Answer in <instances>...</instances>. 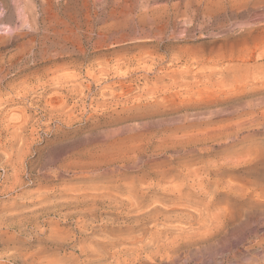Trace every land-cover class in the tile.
<instances>
[{"label":"rangeland","instance_id":"rangeland-1","mask_svg":"<svg viewBox=\"0 0 264 264\" xmlns=\"http://www.w3.org/2000/svg\"><path fill=\"white\" fill-rule=\"evenodd\" d=\"M263 83L264 0H0V264H261Z\"/></svg>","mask_w":264,"mask_h":264},{"label":"bare ground","instance_id":"bare-ground-1","mask_svg":"<svg viewBox=\"0 0 264 264\" xmlns=\"http://www.w3.org/2000/svg\"><path fill=\"white\" fill-rule=\"evenodd\" d=\"M54 28V27H53ZM74 46V45H73ZM82 51V50H81ZM28 60V59H27ZM262 83V82H261ZM264 84V83H263ZM60 85V84H59ZM256 85V84H255ZM260 86V85H259ZM71 87H73V86H71ZM86 87V86H85ZM251 87V86H250ZM245 88V87H244ZM256 88V87H255ZM238 89V88H237ZM243 89V88H242ZM90 90H91V88H90ZM240 90V89H239ZM258 90V89H257ZM246 92V91H245ZM82 95V94H81ZM87 96V95H86ZM82 97V96H81ZM61 101V100H60ZM59 101V102H60ZM63 104V103H62ZM76 105V104H75ZM21 107V106H20ZM25 108V107H24ZM83 108V107H82ZM57 114V113H56ZM32 115V114H31ZM70 115V114H69ZM71 116V115H70ZM41 120V119H40ZM167 120V119H166ZM50 125V124H49ZM172 125V124H171ZM165 127V126H164ZM145 129V128H144ZM168 131V130H167ZM100 132V131H99ZM117 133V132H116ZM103 134V133H102ZM184 134V133H183ZM120 136V135H119ZM89 137V136H88ZM102 139V138H101ZM109 139V138H108ZM105 144V143H104ZM143 156V155H142ZM137 158V157H136ZM171 158V157H170ZM122 159V158H121ZM121 159H119V160H121ZM141 159H139V161H140ZM116 161V160H115ZM113 162V161H112ZM95 163V162H94ZM139 163V162H138ZM92 164V163H91ZM125 164V163H124ZM88 166H89V163H88ZM137 166V165H136ZM60 168V167H59ZM90 170V169H89ZM50 171V170H49ZM52 171V170H51ZM121 172V171H120ZM101 173V172H100ZM110 173V172H109ZM161 173H162V171H161ZM185 174V173H184ZM168 176V175H167ZM119 177V176H118ZM142 177V176H141ZM170 177V176H169ZM123 179V178H122ZM209 179V178H208ZM118 180V179H117ZM148 181V180H147ZM169 181V180H168ZM145 182V181H144ZM157 182L158 183H160L159 182V180H157ZM154 183V182H153ZM91 184V183H90ZM159 185V184H158ZM182 185V184H181ZM209 185V184H208ZM148 186V185H147ZM167 186V185H166ZM174 186V185H173ZM151 187V186H150ZM149 187V188H150ZM182 187V186H181ZM149 188L147 189V191L149 190ZM179 188V187H178ZM177 188V189H178ZM108 189V188H107ZM110 189V188H109ZM166 189V188H165ZM169 189H171V188H169ZM167 190H168V188H167ZM93 191V190H92ZM97 191V190H96ZM180 191V190H179ZM103 192V191H102ZM105 192V191H104ZM111 192H114V191H111ZM132 192V191H131ZM173 192V191H172ZM142 193H143V191H142ZM146 193V192H145ZM84 194V193H83ZM88 194V193H87ZM104 194H106V192L104 193ZM115 195H116V193H114ZM118 194V193H117ZM135 193H133V195H134ZM138 194V193H137ZM82 195V194H81ZM91 193L88 195V197L90 198L91 197ZM171 195V194H170ZM178 195H180V194H178ZM98 196H100V197H105V195H98ZM169 196V195H168ZM175 196H176V194H175ZM181 196V195H180ZM71 197V196H70ZM86 198L85 200L86 201H88V199L89 198ZM106 197L108 198V200L109 199H112L113 197H110L109 195H106ZM105 197V198H106ZM116 197V196H115ZM118 197H119V194H118ZM135 197V196H134ZM137 197V196H136ZM135 197V198H136ZM178 197V196H177ZM76 198V197H75ZM74 198V199H75ZM79 198V197H78ZM94 199V198H97V193L96 194H93L92 195V197L90 198V199ZM127 198V197H126ZM166 198V197H165ZM43 199V198H42ZM69 199V198H68ZM73 199V198H72ZM71 199V200H72ZM99 199V198H98ZM117 201H118V204H119V206H122V199L120 198H115ZM129 199V198H128ZM168 199V198H167ZM181 199V198H180ZM185 199V198H184ZM77 200V199H76ZM101 200V199H100ZM183 200V199H182ZM45 201V199H43V201L41 202V200H39V202H41V204H40V206L38 207V209L36 210L37 211V214H40V215H42V216H45V215H49L50 214V212L53 210V206L56 204V201H53V203L52 202H49V203H46V202H44ZM94 201V200H93ZM112 201V200H111ZM129 201V200H128ZM163 201V200H162ZM188 201V200H187ZM38 202V203H39ZM61 202V201H60ZM84 202V201H83ZM188 202H190V200L188 201ZM93 203V202H92ZM94 203H96V201H94ZM187 203V202H186ZM190 203H192V201L190 202ZM36 204H37V202H36ZM189 204V203H188ZM95 205V204H94ZM157 205V204H156ZM93 206V205H92ZM148 207V205L147 204H142L141 203V201H139V197H138V200L136 199L135 200V204H134V209L135 210H139L141 213H140V215H138L136 218H135V221L137 222L138 220H141V219H143V218H145V217H148L150 220L152 219V221H155V220H157V217H159L158 216V212H161L162 210H163V208H162V206H160V209L162 208V210L161 211H159V207L158 206H152V208L151 209H149L148 211H146L145 213H143V211H145V209ZM167 207V206H166ZM186 207V206H185ZM188 207V206H187ZM93 208H95L94 206H93ZM91 209V208H90ZM131 209V208H130ZM148 209V208H147ZM184 210H185V208H184ZM207 210V209H206ZM30 211V210H29ZM40 211V212H39ZM95 211V210H94ZM186 211H188L189 212V210L187 209ZM191 211V210H190ZM202 211V210H201ZM39 212V213H38ZM192 212V211H191ZM163 213V212H162ZM193 214H195V213H193ZM261 214V213H260ZM159 215H160V213H159ZM177 215V214H176ZM186 215V214H185ZM184 215V216H185ZM190 216H192L191 214H189ZM220 215V214H219ZM21 216V215H20ZM102 216V215H101ZM187 216V215H186ZM196 216H198V215H196ZM200 216H201V214H200ZM203 216V215H202ZM201 216V217H202ZM81 217V216H80ZM97 217V216H96ZM193 217V216H192ZM147 218V219H148ZM197 218V217H196ZM189 219V218H188ZM190 219H191V217H190ZM195 219V218H194ZM256 219V218H255ZM186 220V219H185ZM202 220H204V219H202ZM212 220V219H211ZM188 221V220H187ZM198 221V220H197ZM200 221V220H199ZM151 222V221H150ZM204 222H205V220H204ZM189 223V222H188ZM194 223V222H193ZM198 223V222H197ZM200 223V222H199ZM198 223V224H199ZM155 224V223H154ZM157 224V223H156ZM212 224V223H211ZM94 225V224H93ZM192 225V224H191ZM200 225V224H199ZM201 226V225H200ZM3 227V226H2ZM166 227V226H165ZM52 228V233L50 234V236H49V239H48V243H51V244H53L55 247H53V249H48L47 248V246L46 245H44L43 247H41L40 249H39V251H37V252H34V253H32V255L30 256V258H27V259H25V264H61L63 261V258H61L60 257V259H59V233H58V229L54 226H52L51 227ZM161 228V227H160ZM167 228V227H166ZM5 231V230H4ZM257 231V230H256ZM41 232V231H40ZM186 232H188V231H186ZM208 232V231H207ZM43 233H44V230H43ZM61 233V232H60ZM87 233V232H86ZM179 233V232H178ZM258 233V232H257ZM256 233V234H257ZM130 234V233H129ZM260 234V233H259ZM181 236H182V234H180ZM264 235V234H263ZM128 237V236H127ZM179 237V236H178ZM256 237V236H255ZM129 238V237H128ZM177 237H175V239H176ZM260 238V237H259ZM262 238V237H261ZM260 238V239H261ZM263 239V238H262ZM75 240V239H74ZM125 240H126V238H125ZM143 240H144V238H143ZM177 240V239H176ZM182 240V239H181ZM254 240V239H253ZM140 241V240H139ZM260 241V240H259ZM5 242V241H4ZM61 242V241H60ZM64 242V241H63ZM137 242V241H136ZM143 242V241H142ZM190 241H188V243H189ZM65 243V242H64ZM186 243V242H185ZM235 243H237V242H235ZM257 243V242H256ZM61 244V243H60ZM169 245V244H168ZM134 246V245H133ZM176 246H178V245H176ZM173 247V246H172ZM82 248H85L84 246H82ZM235 248V247H234ZM86 249V248H85ZM114 249H116V248H114ZM176 249V248H175ZM178 249V248H177ZM244 249V248H243ZM134 250V249H133ZM173 250V249H172ZM239 250V249H238ZM238 250H236L237 251V253H238ZM242 250V249H241ZM92 251V250H91ZM132 251V250H131ZM171 251V250H170ZM235 251V252H236ZM248 251V250H247ZM250 251V250H249ZM242 252V251H241ZM234 253V252H233ZM250 253V252H249ZM5 254V253H4ZM3 254V255H4ZM10 254V253H9ZM175 254H177V253H175ZM248 254V253H247ZM139 255V254H138ZM171 255V254H170ZM72 256V255H71ZM16 258V255L15 254H12V255H10V256H8L7 258ZM171 257V256H170ZM252 257V256H251ZM264 257V256H263ZM69 258V257H68ZM175 258V257H174ZM227 258V257H226ZM225 258V259H226ZM236 258V257H235ZM238 258V257H237ZM237 258H236V260H237ZM72 259V258H71ZM76 258H74V259H72V260H75ZM65 260V259H64ZM249 260V259H248ZM250 260H252V258L250 259ZM249 260V261H250ZM66 262V261H65ZM68 262H70V259H69V261H67V263ZM171 262H172V260H171ZM238 262H240L239 260H238ZM259 263H261V264H264V258L263 259H260L259 261H258ZM71 263V262H70ZM69 263V264H70ZM73 263V262H72ZM71 263V264H72ZM245 263V262H244ZM248 263V262H247ZM225 264H226V262H225ZM248 264H251V263H248Z\"/></svg>","mask_w":264,"mask_h":264}]
</instances>
